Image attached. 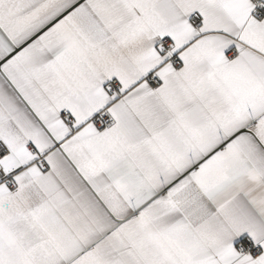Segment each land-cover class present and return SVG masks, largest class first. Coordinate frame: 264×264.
<instances>
[{
	"label": "snow or ice",
	"instance_id": "6c2138e0",
	"mask_svg": "<svg viewBox=\"0 0 264 264\" xmlns=\"http://www.w3.org/2000/svg\"><path fill=\"white\" fill-rule=\"evenodd\" d=\"M0 264H264V0H0Z\"/></svg>",
	"mask_w": 264,
	"mask_h": 264
}]
</instances>
